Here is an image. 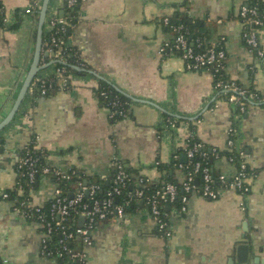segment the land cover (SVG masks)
Instances as JSON below:
<instances>
[{"label": "crops", "instance_id": "0c3cea01", "mask_svg": "<svg viewBox=\"0 0 264 264\" xmlns=\"http://www.w3.org/2000/svg\"><path fill=\"white\" fill-rule=\"evenodd\" d=\"M41 1L37 2L38 10ZM261 13L264 14V0ZM0 121L10 110L33 59L38 12H25L29 0H1ZM67 42L80 65L66 83L42 95L27 90L17 113L0 131V261L7 264H57L40 252L41 234L2 192L14 193L17 160L25 146L47 153L49 166L75 169L86 182L108 183L117 166L136 185L180 184L192 139L226 151L230 129L244 152L247 190H223L214 199L192 191L185 208L166 204L169 234H161L146 205L110 217L91 230V244L74 240L86 264H264V58L249 51L239 16L249 0H79ZM66 0H49L47 14L62 12ZM186 16L205 44L225 51L222 76L256 91L261 100L241 113L213 86L209 70H190L177 52L160 48L174 38L162 19ZM46 21L43 33H47ZM264 50V27L258 29ZM38 74L53 75L51 58ZM41 63V61H40ZM53 78V77H52ZM106 84L126 97L127 112L118 117L99 99ZM193 130V131H191ZM196 141V142H197ZM212 170L228 177L236 164L215 155ZM196 182V181H195ZM56 182L42 175L29 189L35 204H46ZM247 244L244 254L238 245ZM258 259L253 263V259Z\"/></svg>", "mask_w": 264, "mask_h": 264}, {"label": "built area", "instance_id": "2783aa9c", "mask_svg": "<svg viewBox=\"0 0 264 264\" xmlns=\"http://www.w3.org/2000/svg\"><path fill=\"white\" fill-rule=\"evenodd\" d=\"M259 0H249V4L241 7L239 16L241 17L245 30L243 39L246 48L253 52L258 59L264 58V50L259 45L258 29L264 27V14L258 11ZM39 0L30 3L25 12H30L33 5H37ZM77 0H66L67 7H72ZM4 21V17L3 20ZM47 31L51 32V44L56 46V52L53 53L51 47L41 51L40 64H45L44 53H53V57L65 64V47L69 44L62 35L69 22L67 17L59 16L57 13L47 14L45 18ZM164 25L171 27L174 31L172 43L165 44L160 48V52L172 50L177 52L182 58L184 65L190 70H209L213 75V86L227 102L236 105L237 109L243 113L246 103L249 101L261 100L259 93L249 88L243 87L233 80L222 76L224 68L225 51L221 45L205 44L200 36L193 40L189 38V29L183 23L172 24L169 17L162 19ZM46 54V55H47ZM76 55V52H75ZM76 59L78 62L79 59ZM80 64V63H79ZM65 71L64 66L53 67V74L61 75ZM66 76L63 77V83H66ZM52 77L35 75L31 81L28 91L33 93L37 91L44 95L52 86ZM99 99L107 105L118 117L126 115V101H122L117 96L111 97L108 90H100ZM234 131L230 129L229 138L226 141V152L228 161L236 164V171L231 177L223 173L215 175L216 183L213 178V172L205 159L207 154L201 150L202 145L199 142H193L186 148V156L192 162V171L187 172L186 178L180 183L168 182L147 192L148 183L143 176L136 178V185L127 190V184L131 183L130 174L121 166H117L110 179L109 189L102 199L94 196L99 189L98 183H87L81 181V175L75 169L62 170L54 168L47 163V153L44 149H37L35 146H25L17 160V181L14 187V197H10L9 192H2L3 199H11L15 208L26 218L32 220L40 229L41 245L40 252L49 259L63 260L62 264H86L85 254L71 247L74 240L82 243L91 244V230L99 221H104L110 217L122 219L125 217L126 207H137V202L142 201L152 218L156 230L161 234H169L168 222L163 206L172 203L179 196L181 190L180 203L181 209L185 208V203L189 194L196 191L199 195L214 199L223 190L237 191L244 193L247 190V165L244 161V152L235 144L233 137ZM211 151L217 155V149ZM196 153L198 156L196 157ZM44 162L40 168L38 164ZM38 171L42 175L51 176L54 181L65 182L72 177H79L76 186L77 189L69 197L64 194L63 189L56 182L50 198L46 204H35L30 199L28 189L33 187L36 181ZM198 173L201 177V185L195 182V176ZM150 185V184H149ZM27 188V190H26ZM126 191V197L122 203H116L115 198ZM89 195L91 203L85 201L84 196ZM82 217L83 221L78 224V219ZM57 234L59 239L55 247L49 245V239ZM0 264H7L6 260L0 261Z\"/></svg>", "mask_w": 264, "mask_h": 264}, {"label": "trees", "instance_id": "16d2710c", "mask_svg": "<svg viewBox=\"0 0 264 264\" xmlns=\"http://www.w3.org/2000/svg\"><path fill=\"white\" fill-rule=\"evenodd\" d=\"M30 1V3H32V4H34V0H29ZM79 0H77V2H78ZM75 3L74 4V6H72V7H65V17H67V20H68V22H69V26L70 25H72L73 23H74V16H75V14H76V12H77V4L78 3ZM262 5H263V3H262V1H258V11L261 13V9H262ZM33 9L35 8V11L36 12H38V6L36 5H33V7H32ZM4 10H3V6H2V2H1V0H0V27H2L3 25H4V23H3V17H4ZM45 23V22H44ZM171 23L172 24H179V23H183L185 26H187V28L189 29V31H190V33H189V38H191V40H193L195 37H198V34L194 31V29H193V27L191 26V24L190 23H188V21H187V19H186V16H183V17H180V18H175V19H172L171 18ZM69 26L67 27V29H66V31L62 34L66 39H67V30H68V28H69ZM51 32L50 31H47V33L45 34V33H43L42 32V46H41V51L43 50V51H45L44 49H46L47 47H51L52 48V51H53V53L54 52H56V46L55 45H53V44H51V40H50V37H51ZM65 52L63 53V55H64V57H65V64H62L58 59H56V58H54L53 56L52 57H50L51 58V65L53 66V67H55V66H64L65 67V71L64 72H62L61 73V75H57V77H59L60 79L61 78H63L65 75H67L69 72H76V69H75V66L76 65H80L79 63L80 62H78L77 61V59H76V55H75V50H74V48L70 45V44H68L67 45V47H65V50H64ZM44 55H45V53H44ZM48 57L47 56H45V62L47 63L48 62V60H50V59H47ZM51 77H53L52 79H53V82H52V86H51V88L54 86V85H56L57 83H56V80H57V78H56V76H54V74L51 76ZM108 90L109 92H110V94H111V97H115V96H117L119 99H121L122 101H126V97L124 96V95H122L121 93H119V92H117L115 89H113L112 87H110V86H108V85H106V84H102L101 86H100V88L98 89V93H99V91L100 90ZM38 90V89H37ZM36 90V91H37ZM101 100V99H100ZM191 131H193V130H191ZM197 140H195V139H192L191 141H190V144H192L193 142H196ZM198 142V141H197ZM201 150H204L205 152H206V154H207V158L205 159V161L207 162V164L210 166V168L212 169V161H213V159H214V157H215V155L213 154V152L211 151V149H208V148H206V147H204V146H202L201 147ZM217 155L218 156H221V155H225L226 157H227V152L226 151H221V152H219V151H217ZM198 156V153H196V157ZM44 162H41V164H38V168H40L41 166H42V164H43ZM192 166H193V164H192V162L188 159V161H187V163H186V165H185V172H189V171H192ZM212 172H213V170H212ZM42 176V174L38 171V174H37V176H36V181H35V183L33 184V187H35V184L37 183V181H38V179L40 178ZM195 176V180L197 179V182H196V184L197 185H201V177H200V175L198 174V173H196V175H194ZM81 178V181L83 182V181H85V178L82 176V177H80ZM213 178H214V180H215V183H216V179H215V173L213 172ZM77 181H79V177H77V176H74V177H72L70 180H68V181H65V182H60V181H56L57 183H58V185L63 189V192H64V194L65 195H67L68 197L71 195V194H73L74 192H75V190L77 189V186H76V183H77ZM86 182V181H85ZM87 183H98L99 184V189L98 190H96V192L94 193V196H95V198H97V199H102L104 196H105V194H106V191L109 189V186H110V181L108 182V183H106V182H102V181H90V182H87ZM133 187V183H129V184H127V186H126V189L127 190H129V189H131ZM156 187V184L155 185H148V187H147V189H146V191L147 192H150V191H152L154 188ZM26 190H27V188H26ZM29 190V189H28ZM178 194H179V196L181 195V190H180V188H179V190H178ZM126 195V191L124 190V193L123 194H121L120 196H118L117 198H115L114 199V201L116 202V203H122L123 201H124V199H125V196ZM15 196V194L14 193H12L11 195H10V197L12 198V197H14ZM177 197V199H175L172 203H169V205H171V204H176L177 205V207L179 208L180 206H181V203H180V197ZM84 199H85V201H87L88 203H91V199H90V197H89V195H85L84 196ZM47 205V204H46ZM137 205H138V202H137ZM134 208V206H128V207H126V211L127 210H131V209H133ZM163 210L165 211V206H163ZM58 239H59V237H58V235L57 234H54V235H52L51 236V238L49 239V245L51 246V247H55L56 245H57V242H58ZM56 262H57V264H62L63 263V260H60V259H54Z\"/></svg>", "mask_w": 264, "mask_h": 264}, {"label": "water", "instance_id": "95a60500", "mask_svg": "<svg viewBox=\"0 0 264 264\" xmlns=\"http://www.w3.org/2000/svg\"><path fill=\"white\" fill-rule=\"evenodd\" d=\"M49 5V0H42L40 8L38 10V16H37V26H36V40H35V48L33 53V59L29 65V68L25 74V77L23 79V82L21 84V87L18 91V94L16 98L13 101V104L8 111V113L5 115V117L0 121V131L3 130L9 122L13 119L14 115L17 113L19 106L21 104L22 99L24 98L29 85L35 75L41 70L47 67L48 65H42L40 64V55H41V46H42V32H43V25L46 18V13ZM63 13L61 12L59 16H62ZM47 53H45L46 55ZM53 54V53H51ZM75 69H79L78 67H75ZM197 182V179L195 180ZM142 202V201H141ZM83 221V218L80 217L78 219V224H81ZM249 246L245 243L238 245L237 250L242 252V254L245 253V251H248ZM239 264H246L249 263L248 257L243 256L239 258L238 260ZM258 259L254 257L253 263H257Z\"/></svg>", "mask_w": 264, "mask_h": 264}]
</instances>
